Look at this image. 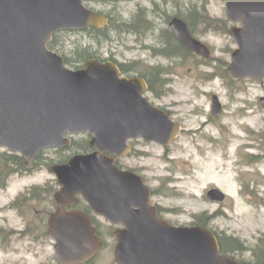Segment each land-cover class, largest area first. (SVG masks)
Here are the masks:
<instances>
[{
  "label": "water",
  "instance_id": "water-1",
  "mask_svg": "<svg viewBox=\"0 0 264 264\" xmlns=\"http://www.w3.org/2000/svg\"><path fill=\"white\" fill-rule=\"evenodd\" d=\"M226 1L228 18L242 24L231 30L238 48L227 72L262 81L264 0ZM108 23L85 0H0V146L23 155L29 167L40 151L70 145L69 134L89 133L95 149L51 166L61 185L48 229L58 260L85 264L103 246L93 217L66 209L81 196L95 213L125 226L114 231L118 264H245L221 252L211 229L163 219L143 177L117 165L132 152L130 139L169 146L181 131L179 122L144 95L147 81L123 77L111 60L93 58L72 69L49 47L59 31L105 28ZM171 26L187 50L211 55L183 19L175 17ZM221 108L215 95L213 113ZM208 197L224 201L226 193L214 187Z\"/></svg>",
  "mask_w": 264,
  "mask_h": 264
},
{
  "label": "rangeland",
  "instance_id": "rangeland-1",
  "mask_svg": "<svg viewBox=\"0 0 264 264\" xmlns=\"http://www.w3.org/2000/svg\"><path fill=\"white\" fill-rule=\"evenodd\" d=\"M87 4L112 16L122 30L113 28L114 24L108 38L82 30L64 31L57 38L55 51L74 59L71 51L81 43L90 46L97 57L132 67L131 74L144 73L153 78L157 93L148 92L150 101L182 124L169 152L153 144L140 147V154L133 153L122 161L142 170L156 191L155 201L169 209L167 218L173 223L192 225L194 214L217 213L212 226L223 235L240 238L245 245L230 254L255 263L256 252L264 256V81L227 75L238 47L230 32L234 25H241L228 19L227 1L88 0ZM195 6L203 15L217 19L208 24L199 18L194 31L190 26L194 35L210 46L212 56L193 52L185 57L162 54V30L170 29L168 22L174 16L185 19ZM140 9L145 10L153 28L136 31L135 25L132 31L122 26L130 23ZM213 94L223 104L215 117L211 115ZM73 138L71 146L43 150L42 165L34 161L32 169L17 170L0 188V264H61L55 254V241L47 232L49 215L56 207L54 195L23 198L17 208L11 204L34 186L56 185V191L59 189L50 166L81 153L91 139L88 133ZM6 153L17 152L0 147V176L5 170ZM26 162L23 158L25 167ZM212 187L222 189L226 199H208ZM96 223L105 244L89 264H118L113 235L116 226L103 217Z\"/></svg>",
  "mask_w": 264,
  "mask_h": 264
},
{
  "label": "trees",
  "instance_id": "trees-1",
  "mask_svg": "<svg viewBox=\"0 0 264 264\" xmlns=\"http://www.w3.org/2000/svg\"><path fill=\"white\" fill-rule=\"evenodd\" d=\"M86 2L88 0H85ZM208 1L205 2V4H207ZM102 12V11H101ZM105 13V12H103ZM144 9H140L139 12L137 13V15L135 16V18L130 22V23H123L122 26H126L128 30H134L136 22L138 20V18H140L143 14H144ZM203 11L201 12L200 9L195 6L193 8L189 9V15L185 16V20L187 21V23L189 24V27L191 26L192 30L194 31V27H195V23L199 20V18H203V21L205 23L210 24L211 22H216L217 19H214L213 17H211L210 15H203ZM107 14V13H106ZM108 15V14H107ZM110 17V24L108 25V27L106 29H97L95 27L92 28H88L85 30H82L84 32H88V33H93V34H99V35H104L108 38V32L109 30L114 26V18L110 15H108ZM194 25V26H193ZM225 26V25H224ZM113 28H119L121 29V25H116ZM225 27H223L222 29L224 30ZM122 30V29H121ZM191 30V31H192ZM192 31V32H193ZM63 33V32H58L55 34L53 41L50 43V47L52 49H55V45L57 42V38L58 36ZM169 43V44H168ZM169 45L168 47L164 48L163 50L160 49V52L164 55L166 54H172L176 55L178 54L177 52H179L181 50V45L176 44L175 40L168 38V40L166 41V45ZM171 48V49H170ZM171 52V53H170ZM71 55L74 59H70V57L66 54L64 55L66 64H70V65H74V67L76 68H80L86 65L87 60H89L90 58L93 57H97V53L93 52L89 47H83L81 43H77L73 50L71 51ZM191 53V52H190ZM186 54H188V52H186ZM167 56V55H166ZM83 64V65H82ZM138 64V63H136ZM123 68L125 69V71L128 73L130 72L132 67H128L127 65H123ZM159 73V72H158ZM142 76L146 77L147 80L150 83V87L152 92L157 93L156 89H155V84H154V79L148 77L146 74L142 73ZM88 147V146H87ZM86 147V148H87ZM42 160V155L39 154L36 160V165H42L43 163ZM42 163V164H41ZM15 165L18 166V169L15 168ZM4 171L2 172L1 176H0V188L6 186L8 179L17 172V170H21L23 172H26L28 169L25 167V165L23 164V157L17 153H6L5 154V158H4ZM6 172V173H5ZM5 174V176H3ZM3 176V177H2ZM56 191V185H53L52 187H50L49 185H45L44 187H39V186H34L29 188L25 193L20 194V196H18V198L11 204L12 207L17 208L19 207V201H21V199L28 197L27 199L30 198H37L44 195H54ZM44 197V196H43ZM217 213L214 214H209L208 212H203L201 214H194L193 218H194V222L193 225H201L203 227L206 228H210L212 230H214L219 238L220 241V245H221V252L225 255H229L232 257H235L234 255L230 254L236 250H241L244 249L245 245L242 243V241L240 240V238L234 237V236H229V235H223L220 232L217 231L216 228H214V226H212V222L214 221V219L216 218ZM256 259L257 261L255 263L253 262H247L244 260L246 264H264V256L261 255L260 253L256 252ZM237 258V257H236ZM240 260V259H239Z\"/></svg>",
  "mask_w": 264,
  "mask_h": 264
},
{
  "label": "flooded vegetation",
  "instance_id": "flooded-vegetation-1",
  "mask_svg": "<svg viewBox=\"0 0 264 264\" xmlns=\"http://www.w3.org/2000/svg\"><path fill=\"white\" fill-rule=\"evenodd\" d=\"M144 12H145V10H144ZM171 22H172V19H171V21H169L168 23H169V27H170V29H161L162 31H163V33L161 34V40L163 41V42H165V45L161 48L162 50L164 49V48H166V47H168L169 45H166V41L168 40V38H171V39H173V40H176L178 43H179V45H182L181 43H180V41H179V39L177 38V36H176V34H175V32H174V30H173V28H172V26H171ZM153 22L152 21H150L148 18H147V15H146V12L140 17V18H138V20H137V22H136V31H139V30H142V31H146L144 28L146 27V28H153ZM155 29H156V26H155ZM169 44V43H168ZM177 44V43H176ZM180 47H183V46H180ZM169 48V47H168ZM171 49V48H170ZM186 52H188L187 50H185L184 52L181 50V51H179V52H177L178 54H176V55H179V56H183V57H185L187 54H186ZM171 53V52H170ZM167 56H171L172 54H166ZM100 58V60H102V61H107V60H113V59H111V58H109V59H102L101 57H99ZM120 65V68H121V71H122V74H123V76L124 77H128V78H132V77H141V78H144L146 81H147V83H148V89L146 90V92L144 93L147 97H148V92H151L152 90H151V87H150V83H149V81L147 80V78L146 77H144V76H142V75H135V74H131L130 72H126L125 71V69L123 68V65L121 64V63H119ZM216 94H213L212 95V111H211V115L213 116V117H215L216 115H218L221 111H222V109H223V104H222V102H221V100H220V98H219V100H220V102H221V105H222V108H221V110L220 111H218L217 113H213V104H214V96H215ZM218 96V95H217ZM219 97V96H218ZM149 98V97H148ZM170 113V112H169ZM73 137V136H72ZM73 142H74V139H73ZM129 143L132 145V147H133V151H132V153L131 154H133V153H137V154H140V152H142V151H140L139 150V148L140 147H148V146H150V145H153V144H158L157 142H154V141H146L144 138H137V139H132V140H130L129 141ZM89 145V144H88ZM160 146H162L164 149H165V151H170L171 150V146H163V145H161V144H159ZM94 151V149H92L90 146L89 147H87L86 149H84L83 151H81V153H90V152H93ZM130 154V155H131ZM129 156H127V157H123V158H120L119 160H118V162H117V165L120 167V168H122V169H129V170H132V171H134V172H136V173H138V174H140L142 177H143V179H144V182L151 188V190H152V192H151V203L152 204H155L156 206H157V208H158V213H159V215L162 217V218H166V219H168L167 218V214H168V212H167V210H169L168 208H165L160 202H158V201H155V196H156V191L151 187V185L148 183V180L146 179V177H145V175L142 173V170H138V169H136L134 166H130V165H127V164H125V162L124 161H122V160H125V159H127ZM55 198V201H56V207H55V210L57 209V207L59 206V203L57 202V200H56V197H54ZM66 209L67 210H75V209H77V210H81V211H84V212H87V213H89V214H93L94 215V218H95V222H97V219L99 218V217H103V216H101V215H98V214H95V213H93V211L91 210V208H90V206H89V204H88V202L86 201V200H84L82 197H79V200H78V202L77 203H75L74 205H68V206H66ZM50 217V216H49ZM104 218V217H103ZM169 221H171L170 219H168ZM172 222V221H171ZM113 225V224H112ZM179 225V224H178ZM116 226V229L117 228H124L125 226L123 225V224H117V225H115ZM96 227H97V229H98V233H99V235H100V237L103 239V241H104V244H105V240H104V238L102 237V235H101V232H100V230H99V227L97 226V223H96ZM116 244H117V242H116Z\"/></svg>",
  "mask_w": 264,
  "mask_h": 264
}]
</instances>
